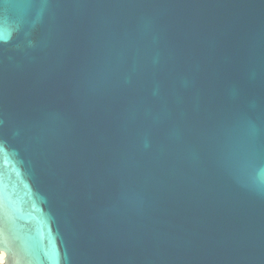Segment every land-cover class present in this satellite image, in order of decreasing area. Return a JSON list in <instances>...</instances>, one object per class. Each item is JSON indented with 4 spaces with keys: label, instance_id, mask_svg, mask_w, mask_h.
Here are the masks:
<instances>
[{
    "label": "water",
    "instance_id": "95a60500",
    "mask_svg": "<svg viewBox=\"0 0 264 264\" xmlns=\"http://www.w3.org/2000/svg\"><path fill=\"white\" fill-rule=\"evenodd\" d=\"M0 264H264V0H0Z\"/></svg>",
    "mask_w": 264,
    "mask_h": 264
},
{
    "label": "bare ground",
    "instance_id": "6f19581e",
    "mask_svg": "<svg viewBox=\"0 0 264 264\" xmlns=\"http://www.w3.org/2000/svg\"><path fill=\"white\" fill-rule=\"evenodd\" d=\"M3 260H4V254H1L0 255V262H3Z\"/></svg>",
    "mask_w": 264,
    "mask_h": 264
}]
</instances>
